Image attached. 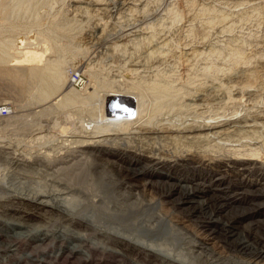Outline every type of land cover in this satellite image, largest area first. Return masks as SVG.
Returning <instances> with one entry per match:
<instances>
[{
  "label": "rangeland",
  "instance_id": "374dc122",
  "mask_svg": "<svg viewBox=\"0 0 264 264\" xmlns=\"http://www.w3.org/2000/svg\"><path fill=\"white\" fill-rule=\"evenodd\" d=\"M17 2L0 0V6L8 4L12 10L13 4H17L12 12L0 13V41L17 39L33 43L29 49L43 60L62 57L63 54L65 59H61L64 64L67 62L64 69L68 75L73 76V80L72 73L76 72L79 78L75 81H82L81 86L72 84L76 89L91 87L90 90H93L94 83L103 85L107 79L126 83L128 80L122 75L127 74L128 79L145 76L148 80L156 74H164L181 86L191 74L195 82L185 88L190 94L185 95L184 100L176 101L177 107L173 112L167 110L157 115L156 121L163 124L173 121L182 129L189 122H202L201 115L217 114L214 115L216 118L224 115V122L221 121V127L215 131H224L231 126V132L226 131L223 135L220 132L223 137L220 142L264 143V0H23L24 3L30 2L25 6L22 1ZM26 9L33 12L31 18L28 11L25 16ZM58 23L62 26L56 25ZM42 37H47L48 41L51 39V45L61 43L53 46L61 50V54L51 52L49 45L43 50L39 48ZM21 60H24L23 56ZM253 74L258 77L255 79ZM93 75H98V78L93 80ZM14 88L12 81L0 73V107L8 105L9 110L7 117L0 116V264H27L25 259L31 252L52 264L53 255L43 256L45 249H52L48 246L49 240L42 244L40 239L28 237L38 230L54 236L49 238L56 239L54 250L65 242V238V246L77 245V241L69 238L81 234L88 238L92 246L94 244L95 250H92L90 259L86 260L83 255V260L79 259L80 255L71 253L68 248L56 259V264H264V258L252 256V251L264 249V215H261L264 213L257 215L255 210H233L219 215L193 209L134 207L131 205L134 200L127 197L128 189L125 184L119 183L121 180L115 169L103 166L88 153L80 152L82 148L78 150L80 148L62 142L64 135L63 138L69 135V139H75L71 136L74 127L81 131L80 119H89L88 113L93 110L91 106L86 108H91L89 111L78 107L54 108L38 117L35 114L49 107L50 102L41 103L44 108L39 107V103L26 107L32 93H16ZM230 94L239 101L229 99ZM241 95L245 97L240 99ZM193 97L201 100L195 101ZM180 100L189 108L179 107L178 103L183 106ZM113 101L109 102V108ZM131 105L136 106L135 103ZM11 116H15L14 119H9ZM186 130L188 128L182 129V133L172 134L190 135ZM138 137L136 144H148L147 141L139 142L141 139ZM159 145L156 147L167 155L177 148L178 151L183 150L182 144L178 146L174 142L163 141ZM69 166L72 171L64 173ZM106 188L109 189L108 194L103 193ZM35 197L52 203L58 200L65 204L66 201L65 205L73 213L94 218L96 231L77 224L72 219L73 215L70 217L68 213L36 205L33 203ZM218 216H222L223 223H216ZM208 225L212 226L215 234H211L213 232ZM16 233H22L23 240L28 237L26 241L29 242L22 240L17 243L20 248L12 253L16 246L9 248L8 236ZM209 234L212 239L203 246L206 241L203 238ZM133 244L144 245V248L148 245V248L160 253L156 257ZM37 245H41L39 252L32 247Z\"/></svg>",
  "mask_w": 264,
  "mask_h": 264
},
{
  "label": "bare ground",
  "instance_id": "6f19581e",
  "mask_svg": "<svg viewBox=\"0 0 264 264\" xmlns=\"http://www.w3.org/2000/svg\"><path fill=\"white\" fill-rule=\"evenodd\" d=\"M17 1L18 2L20 1V3L22 1V3H24L23 0H17ZM26 3L29 5L28 2H25L24 6ZM192 3H193V1H191V5H192ZM15 6L13 4V8H14L13 10H15ZM34 7H35V5L33 6V11H34ZM17 9L19 10V8H17ZM28 9L30 10V7H28ZM13 10H12V7L11 8H10V6L8 7V4L0 6V13L1 14H5L9 11L12 12ZM27 11L28 10L26 9V12H24L25 16H26V14L30 13L31 15L30 14H28V15L31 18L33 15V12L28 11V13H27ZM1 14H0V16H1ZM22 15H23V13H22ZM8 17L9 16H7V18ZM224 18H225V16H224ZM215 23H216V21H215ZM56 25L60 26L61 24L59 25V23H58ZM216 25H217V23H216ZM63 27L67 28L65 25ZM64 28H63V30H64ZM50 30H52V28ZM46 31H48V30L46 29ZM61 31H62V28H61ZM153 31H155V30H153ZM64 33H65V31H64ZM61 35H62V33H61ZM3 40L4 41H0V73H1V75L5 76L6 78H9L12 81L13 87H15L14 90L16 91V93H32V96L34 93V96L33 97L31 96L30 100L28 101V104L26 102V104L28 105L26 107H29L32 104H33L32 106L34 107L35 103H39L40 104L39 107H42L41 103H49L50 102L49 107L43 109L40 112H37L35 114L36 116L39 117V116L45 114L46 112H48L50 110L52 111L54 108H57V109L58 108H66V109L72 108L73 109L74 107H76V109H77V107H78V109L85 108V110H88L86 108L91 106V108L93 110H91L92 112L89 111L91 108L88 110L90 112V113H88L89 119L88 120H82V121L80 119L81 128H82L81 131H79L78 128H76L77 126L74 127L75 131L72 130L73 133H75V135H73V133H72L71 136H75V139H73V138L69 139V135H68V137L66 135V137L63 138L65 136L64 135L62 137V139H64L62 142L64 143V145L75 146L76 148H80L78 150H81V148H82V150L80 152L85 153V154L88 153L95 160L100 162L103 166L115 169L118 172L117 175H119V177H120L119 179L121 180L119 183H121L123 185L125 184V187L128 189L127 190V192H128L127 197L129 199L134 200L133 203L131 202V205H134V207L135 206L141 207V208H142V206H143V208L144 207H146V208L168 207V208L183 209V210L184 209H191V210L193 209L196 211H204V212L205 211H208V212L212 211V213H218L219 215H221V213L224 211H232L233 212V210H241V211L242 210H252V211L255 210V214H257V215L264 213V143H261V144L259 143L260 145H254V144H244V143H240V144L238 143L237 144V142H236V144H233V143L229 144V143H226L225 141L220 142L219 139L223 138L221 135L227 133L226 131L231 132V131H229L231 126L228 127L227 129H224V131H217V130L215 131V129L221 127V124H220L221 121L224 122V120H222V118L225 117L224 115L223 116L220 115L222 117L218 116L216 118V117H214V115L216 116L217 114L206 115V116H202L200 114L201 116H199V117H200V119H202V122L198 121L197 123H193V121H192V123L189 122L188 124L186 122V124H187L186 127L182 128V129L188 128V130H186V131H188L190 135H187V136L178 135V134L173 135L172 134V133H174V134L182 133L181 127L178 126L179 124L176 125L177 124L176 122H175L176 124L173 121H172V123L163 124V123H161V121L155 120L156 116L163 113L164 111L171 110L173 112V109L175 108L176 103H177L176 101L179 99L184 100L186 98L185 95L187 96L190 94L189 91L186 90L185 88H188L190 85L192 86V84H194V82H195L193 79L194 77L192 76L193 78H191V74L188 75L189 73H187L188 78L185 79V81H184V79H182L184 82L181 83L182 84L181 86H179L180 83L177 84L178 81L176 82L173 79L171 80V79H169L168 76H164V74L161 75V74L155 73L156 75L154 76V78H150V80L146 79V77L143 75H142L143 77L137 76L136 78H133V79L129 78L128 79L127 78L128 74H127V75H122L124 79L128 80L126 83L118 82L116 80L107 79L106 81L103 80L104 82H103V85L101 84L102 86L101 85L98 86V85H96V83H94L93 87H92L93 90H90L91 87H85V88L83 87V88H81L82 90H78L72 85L73 84L72 83V81H73L72 77L73 76L72 77L69 76L68 73L66 72V70L64 69V65L67 64V62H65V64H64V61L61 59V58H64L63 54L61 55L62 57L57 56V58H55V59H50L51 57H49V59L46 58L43 60L41 57H36L32 53V50L29 49V46H31L33 43L31 44L29 42L20 41L17 39H13V40L12 39L11 40L6 39L7 41L5 39H3ZM150 40H149V42L151 43ZM49 41L52 42L51 39ZM49 41H48L47 37L41 39V43H39V48H41L43 50L44 46L49 45L51 47V52L54 53V52H60L61 51L59 49L53 48V46L55 47V45L58 42L55 41L56 44L51 45V42H49ZM145 41H146V39H145ZM58 44H61V43H58ZM58 44H57V46H58ZM144 44H145V42H144ZM31 48H32V46H31ZM211 48L213 49V47H211ZM61 49H62V47H61ZM56 50H59V51H56ZM239 53H241V52H239ZM239 53L237 55H239ZM57 54H59V53H57ZM60 54H61V52H60ZM199 54H202V53H199ZM22 56H23L24 60H21ZM53 57H55V56L53 55ZM242 60L243 59H241V61ZM246 60L247 59H244L243 61H246ZM191 61H194V60H191ZM249 61H251V60H249ZM236 63H238V62H236ZM261 70L263 71V69H261ZM135 71H137V70H135ZM158 73H159V71H158ZM252 73H253V71H252ZM197 74H199V73H197ZM94 75H96V74H94ZM94 75H93V80H94V78H98L97 77L98 75L96 77ZM204 75H205V73H204ZM257 77L255 76V79ZM247 78H248V76H247ZM252 78L254 79L253 76H252ZM96 82H98V81H96ZM249 85H250V82H249ZM245 86H246V84H245ZM251 86H253L252 82H251ZM247 88H248V85H247ZM256 89H257V87L255 88V90ZM246 92H245V94H246ZM132 96H134L135 99ZM228 96H230L229 99H232V100L236 99L237 100V97L235 98L233 96V94H230ZM244 97L245 96L242 97V95H241L239 98L242 99ZM193 98H194L193 100H195V101H199V99H200V98L198 99V97H196V98L193 97ZM245 99H247V98H245ZM259 99L260 98H258V100ZM111 100L112 101L114 100L112 103V105H113L112 110H111V107L109 108V102H111ZM182 101H181V103L183 106H180L179 103H178V106L181 108H183L184 106L187 107V105H184V102H182ZM230 101L231 100H229V102ZM237 101H239V100H237ZM232 102L234 103V101H232ZM133 103H135L136 106L131 105ZM107 104H108V106H107ZM36 105H38V104H36ZM192 105H193V103H192ZM255 105H257V104H255ZM44 107H42V108H44ZM132 107H136V108H132ZM187 108H189V107H187ZM191 108L193 109V107H191ZM178 109H176V110H178ZM224 112H225V110H224ZM8 115H9V113L7 115H1L0 114V116H2V117H7ZM31 116H33V115H31ZM193 116H195V115H193ZM14 117L15 116H11L9 119L12 120V119H14ZM160 117H161V115H160ZM29 118H31V117H29ZM34 118H35V116H34ZM229 118H230V116H229ZM167 121H168V119H167ZM195 121H197V120L195 119ZM255 121H257V119ZM246 122H248V121H246ZM78 123H79V121H78ZM169 124H171V125H169ZM180 124H182V123L180 122ZM249 126H251V125H249ZM77 131H79V132H77ZM204 131H205V133H203ZM195 132H196V134H194ZM220 132H223V133L220 135ZM163 133H168V134L170 133L171 135L164 136V135H162ZM65 134H68V133L66 132ZM192 134H194V135H192ZM252 134H253V132H252ZM130 135L131 136L135 135L136 137L139 136L138 139H141L140 141L138 140L139 142L147 141L148 144L147 143H145L147 145H145L143 143H142L143 145L138 144V143L136 144V141H137L136 137L135 136L131 137ZM59 136H61V134ZM76 137H78V138H76ZM226 139H229V138H226ZM250 139H252V138H250ZM163 141L174 142V144H178V146H180L179 144H182L181 146L183 147L182 148L183 150L178 151V148H177L176 151H173L168 155L165 153H162L161 152L162 150L160 151L157 148L158 147L157 144L159 145L160 143H163ZM237 141H239V140H237ZM245 141H247V140H245ZM57 142H59V141H57ZM63 143H61V144H63ZM161 145H159V146H161ZM229 145H231L232 147L231 146L229 147ZM50 154L51 153H49L48 155H50ZM46 157H47V155H46ZM48 158L51 159V157H48ZM30 159L31 158H29V160ZM66 171L67 172L72 171V167L71 166L67 167L63 172L65 173ZM103 193L108 194L109 189L108 188L104 189ZM43 195L45 197H47L45 194H43ZM148 196L150 197V199L148 198ZM53 201H54V203H52L51 201L46 200V199L39 200V198L35 197L33 200V203L35 202L36 205H40L42 207H51L54 210L56 209L57 211H60L64 214L68 213V215L70 217H72V215H73L72 219H75L76 220L75 222L77 224L83 225L88 229L89 228L92 229L95 227V225H97L96 224L97 222L95 221L94 218H92L90 216L88 217V216L77 215V214L73 213L65 205L66 201H64L65 204L61 200H60L61 202H58V200H53ZM67 205L69 206L68 203H67ZM245 212H247V211H244V213ZM256 212H258V213H256ZM213 215L211 214V216H213ZM249 215H250V213H249ZM261 215H264V214H261ZM220 217H222V216H218L217 220H216V223H218V224L223 223L222 219ZM210 218H208V219H210ZM226 224L227 223L224 222L225 227H226ZM208 226H209V229H211L212 226L211 227H210V225H208ZM208 226H207V228H208ZM236 226H238V225H236ZM230 227H232V226H230ZM233 227L235 228V226H233ZM93 230H95V228ZM232 230H234V229H232ZM100 231H102V230H100ZM213 231L215 232V230H212V232ZM214 232L211 234H215ZM211 234H209V236H205V238H203L206 240L203 243V246L208 244L207 240L212 239V238H210ZM108 235H109V233H108ZM21 236H22V233H20V234L16 233L12 236H8L9 248L16 246V249L13 250L12 253L19 250L20 247H19V244L17 245V243H19V242L21 243V241L23 240L21 238ZM51 236H53V235H50V233H48V232L43 233V232H41V230H38L33 235H28V237H31L29 239H37V240L40 239L42 244L45 243L47 240H49L48 246H49V248L51 247L52 249L49 251L47 249V251H46V249L44 248L45 250L43 252L44 253L43 256H44V258H46V257L53 255L54 257L52 259L53 262H51L52 264H56V262H57L56 259H58L59 256L61 254H63V252H65L68 248H69L71 253H73L77 256L78 255H80V257H81V255L85 256V258H87L86 260H88L92 257V252H93L92 250H95L94 244L92 243L93 244V246H92L90 241L88 240V238L86 239L85 235H83V234H81L77 237L73 236V237L69 238L71 240L74 239V241H77L78 242L77 245L74 244L73 246H67V245L65 246L64 243L67 241V239L65 238V242L61 243L60 247L57 250H54L56 248L55 247V240L56 239H52V238L49 239ZM28 237H27V239L24 237L25 241L24 240L23 241L28 243L29 241H26V240H29ZM120 237H125V236H120ZM126 238H128V237H126ZM126 238H123V242H126ZM129 240H130V238H129ZM133 243H136V242L133 241ZM133 246L137 247L138 249L143 250L144 253L149 252V253L154 254L156 257L158 256L159 251L156 252V250H151L150 248L147 247L148 245L145 248H144V245L142 246L140 244H133ZM32 247H34L35 252H39L41 245L32 246ZM23 250H25V249H23ZM40 252H42V251H40ZM116 253L119 254V252H116ZM252 253H253L252 256H254V257L264 258V249L255 250V251H252ZM16 254L17 253H15V256H16ZM24 254H26V253H24ZM249 254H251V252ZM1 259H2V257H1ZM12 259H13V257H12ZM79 259H82V257ZM25 260H28L27 264H38L36 262H42L41 264H48L47 262H44L45 260H42V257H41V259H39V256L34 255L33 252H31V254L28 253L27 259H25ZM171 261H174V260H171ZM174 262H176V261H174ZM8 264H11V262ZM20 264H22V263H20Z\"/></svg>",
  "mask_w": 264,
  "mask_h": 264
},
{
  "label": "built area",
  "instance_id": "2783aa9c",
  "mask_svg": "<svg viewBox=\"0 0 264 264\" xmlns=\"http://www.w3.org/2000/svg\"><path fill=\"white\" fill-rule=\"evenodd\" d=\"M72 74H74V78H73L72 83H73L74 85L79 84V86H81V85H82V81L80 82L79 79H78V81H75L77 78H79V74L76 73V72H75V73H72ZM77 86H78V85H77ZM7 107H8V105L1 106V107H0V114H1V115H7V114L9 113V110L7 109Z\"/></svg>",
  "mask_w": 264,
  "mask_h": 264
},
{
  "label": "clouds",
  "instance_id": "9594fccd",
  "mask_svg": "<svg viewBox=\"0 0 264 264\" xmlns=\"http://www.w3.org/2000/svg\"><path fill=\"white\" fill-rule=\"evenodd\" d=\"M113 109V105H112V107H111V110Z\"/></svg>",
  "mask_w": 264,
  "mask_h": 264
}]
</instances>
